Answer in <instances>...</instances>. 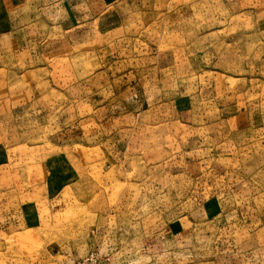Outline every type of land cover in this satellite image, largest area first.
Masks as SVG:
<instances>
[{"label":"rangeland","instance_id":"obj_1","mask_svg":"<svg viewBox=\"0 0 264 264\" xmlns=\"http://www.w3.org/2000/svg\"><path fill=\"white\" fill-rule=\"evenodd\" d=\"M79 1L0 0V264H264V0Z\"/></svg>","mask_w":264,"mask_h":264},{"label":"crops","instance_id":"obj_2","mask_svg":"<svg viewBox=\"0 0 264 264\" xmlns=\"http://www.w3.org/2000/svg\"><path fill=\"white\" fill-rule=\"evenodd\" d=\"M82 2H84V1H79V0H57V2H55L54 4L56 6L59 5L58 7H60V9L62 8L63 13L66 16L67 13H68L67 12V8H69L68 6H72V7L78 8V7L82 6V4H83ZM66 3H67V5H66ZM77 10H78L77 12H80V13H76V15L78 17H80L79 21H81V20L82 21H86V19H88V17L90 16V14H85L84 11H80L79 9H77ZM23 52H25V50L20 51V54L25 55ZM36 52H38V51H36Z\"/></svg>","mask_w":264,"mask_h":264},{"label":"built area","instance_id":"obj_3","mask_svg":"<svg viewBox=\"0 0 264 264\" xmlns=\"http://www.w3.org/2000/svg\"><path fill=\"white\" fill-rule=\"evenodd\" d=\"M78 264H102L100 260L96 257V260L94 257L87 258L86 260H83L79 262Z\"/></svg>","mask_w":264,"mask_h":264}]
</instances>
